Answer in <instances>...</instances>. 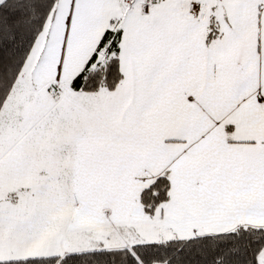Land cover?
I'll list each match as a JSON object with an SVG mask.
<instances>
[{"label":"snow or ice","instance_id":"6c2138e0","mask_svg":"<svg viewBox=\"0 0 264 264\" xmlns=\"http://www.w3.org/2000/svg\"><path fill=\"white\" fill-rule=\"evenodd\" d=\"M0 264H264V0H0Z\"/></svg>","mask_w":264,"mask_h":264}]
</instances>
